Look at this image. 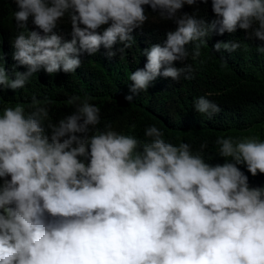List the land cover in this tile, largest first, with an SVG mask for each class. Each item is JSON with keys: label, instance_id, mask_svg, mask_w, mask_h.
Instances as JSON below:
<instances>
[{"label": "clouds", "instance_id": "1", "mask_svg": "<svg viewBox=\"0 0 264 264\" xmlns=\"http://www.w3.org/2000/svg\"><path fill=\"white\" fill-rule=\"evenodd\" d=\"M14 3L20 31L12 58L26 71L13 66L10 78L0 54V92L24 88L41 69L72 73L83 54L101 46L109 58L123 53L148 20L144 6L176 28L163 45L144 50V68L129 76L133 94L147 91L158 76L191 79L190 64L177 68L173 62L197 60L213 32L239 28L264 41V0H211L218 17L211 22L180 12L198 0ZM30 18L40 31L29 30ZM65 18L71 40L54 32ZM118 43L123 46L113 51ZM213 48L232 52L240 44L216 42ZM257 51L264 54V46ZM92 99L87 93L69 97L75 111L57 123L49 118L47 97L0 111V264H264V186H250L238 167L264 174V140L218 137L217 154L225 162L212 165L190 144L167 141L155 125L145 128L144 140L111 124L100 131V108ZM125 100L131 103L133 95ZM194 107L209 117L221 110L205 96Z\"/></svg>", "mask_w": 264, "mask_h": 264}, {"label": "trees", "instance_id": "2", "mask_svg": "<svg viewBox=\"0 0 264 264\" xmlns=\"http://www.w3.org/2000/svg\"><path fill=\"white\" fill-rule=\"evenodd\" d=\"M144 7L148 20L133 31L130 48L123 53L117 51L109 58L107 49L101 46L94 55L83 54L80 67L72 73L60 71L49 75L41 69L24 88L0 92V111L18 102L28 104L33 96L40 100L47 97L52 101L47 105L49 118L57 123L75 111V105L67 103L68 98H83L87 93L93 98L90 102L100 108L101 122L96 126L100 131L105 130L104 125L111 124L118 133L144 140L145 128L155 125L164 132L167 141L190 144L193 153L199 152L212 165L225 162V158L217 154L220 146L215 141L218 137L264 140V54L257 51L258 46H264V41L255 37L249 39L243 29L238 28L234 33L213 32L206 38L207 44L202 46L197 60L189 56L185 61L173 62L177 68L190 64L193 68L191 79H185V74H181L178 80L158 76L147 91L130 92V73L144 68L147 62L144 50L153 44L163 45L166 33L176 28L173 21L162 20L157 12ZM15 10L14 0H0V54L10 78H14L13 66L15 71H26L12 58V41L20 31L13 18ZM180 12L196 13L208 22L218 19L212 12L211 0L207 4L198 0L197 5H184ZM28 28L40 31L32 24L31 18ZM54 32L62 40L72 39L71 25L66 18ZM216 42H238L240 48L232 52L224 49L216 52L213 48ZM122 46L119 43L114 45L113 51ZM187 47L191 52L193 45ZM126 95H133L131 103L125 100ZM200 96L216 103L220 112L211 117L198 113L194 104ZM204 142L207 147L201 151L200 145ZM238 167L248 176L250 186H264V174L252 176L246 166Z\"/></svg>", "mask_w": 264, "mask_h": 264}]
</instances>
